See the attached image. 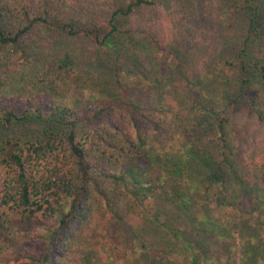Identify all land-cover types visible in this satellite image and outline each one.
Returning <instances> with one entry per match:
<instances>
[{
    "label": "rangeland",
    "instance_id": "374dc122",
    "mask_svg": "<svg viewBox=\"0 0 264 264\" xmlns=\"http://www.w3.org/2000/svg\"><path fill=\"white\" fill-rule=\"evenodd\" d=\"M25 1L33 17H46L56 26L47 28L38 23L24 34L19 45L0 44V99L6 106L14 105L19 114L36 104L42 105L43 112L41 116L29 112L26 121L6 129L0 126V136L8 135L22 144L37 138H62L69 127L64 118L53 114V108L68 107L81 114L80 139L91 140L89 136L99 130L106 138V145L100 144L102 149L111 142L119 144L120 139L119 135L108 136L105 124L111 125L113 131L115 124L118 132L137 135L130 127L126 109V105H133L141 109L142 117L137 121L142 136L150 143L145 153L150 151L155 161L162 160L160 165H168L170 158L173 162H188L190 150L188 157L179 150L183 134L189 136L190 148H197L219 163L216 128L209 133L213 123H218L217 114L207 112L225 108L224 117L230 118L225 123L230 141L229 160L234 161L236 174L231 178L227 167L226 177L216 186L206 189V184H202L190 191V177L197 183L201 172L199 160L191 163L197 167L194 175L186 172H190L187 164L183 174L172 173L174 182L169 183L163 174L165 170L155 167L150 172L143 168L140 177H150L149 187L158 193L153 213L159 222L146 219L148 213L141 207V198L132 197L122 182L110 179L105 187L118 199L116 209L124 218L120 227L93 194L89 197L86 219L69 221L68 229L67 225L60 226L62 215L51 217V210L40 212L35 228L28 230L21 210L0 208L6 221L0 229V264H123L121 258H127L129 264H148L147 251L142 249L135 254L133 230L143 238L142 242L165 251L164 256L169 257L167 252L173 248L179 262L264 264V79L252 82L249 95L256 100L255 107L249 97H241L237 105L228 106L229 98L218 101L214 93L218 87L226 95L241 94L240 56L248 26L247 12L243 11L245 0H148L155 4L136 8L128 16L115 17L119 33L111 48L85 35H70L59 26L68 23L76 29L105 30L113 12L127 7L132 0ZM17 13L3 21L6 32L17 33L24 26ZM259 43V50L253 46L248 50L252 59L262 57L264 38ZM134 44L138 45L135 48L139 54L132 50ZM206 72L210 75L208 80ZM109 104L115 106L112 120L107 116L111 124L87 123V116ZM197 119L206 128L201 132L192 131V123ZM87 146L91 143L87 142ZM94 156L103 155L95 148ZM13 177V171L2 160L1 189ZM244 182L246 186L241 189ZM241 190L246 191L245 196ZM61 202L65 205L64 200ZM192 205L194 211H190ZM55 207L59 205L55 203ZM192 213L198 218V231L190 228ZM170 219L177 221L170 223ZM163 224L167 226L163 228ZM47 231L56 232L55 239L49 235L47 238ZM171 235H177V243L172 242ZM185 238L191 248L182 243ZM25 253L34 258H26ZM165 261L179 264L177 260Z\"/></svg>",
    "mask_w": 264,
    "mask_h": 264
},
{
    "label": "trees",
    "instance_id": "16d2710c",
    "mask_svg": "<svg viewBox=\"0 0 264 264\" xmlns=\"http://www.w3.org/2000/svg\"><path fill=\"white\" fill-rule=\"evenodd\" d=\"M246 7H243V11L247 12L246 20L248 22L247 34L242 42V54H241V69H242V89L240 95H226L218 87L214 88L215 96L218 97V101L223 98H229L228 106L237 105L241 97H249L253 102V106H256V100L249 95L252 89V82L256 78L264 79V49H261L262 57L259 59H252L248 50L251 46L256 49L261 48L259 43L264 38V0H245ZM146 4H155V1L148 0H132L127 7L118 8L113 12L110 19L108 28L105 30L98 29H76L72 24L63 23L59 26L62 30L68 32L70 35H85L94 40L97 44L102 46L114 47L116 41H114L117 33H119V26L115 22V17L119 14L128 16L133 13L136 8H139ZM249 5V7L247 6ZM17 11V17L22 16L25 24L17 33H8L4 30L2 23L10 15H15ZM47 12V11H46ZM33 12L25 0H0V44H16L19 45L22 42V37L27 34L33 26L40 23L44 27L53 28L56 26L51 23L48 18L42 16L33 17ZM58 27V26H57ZM137 44L132 45V50L139 54L135 48ZM153 47V46H151ZM230 65V63L228 64ZM206 80L210 78L209 73H205ZM207 86H210V81L206 82ZM210 89H213L210 88ZM0 126L4 129L8 128L14 123H22L28 119L29 112L38 113V116L42 114V105L36 104L35 108H26L23 114L15 112L14 105H5V101L0 99ZM234 108V107H233ZM127 115L129 117L130 127L136 131V136H128L122 130L118 132L114 124V128L110 129V126L105 124L104 131L112 138L119 135L118 141L114 144L112 142L107 147L102 149L100 144L106 145V138L102 136L99 130L93 132L91 140L86 139L83 141L78 134V127L83 122L81 114L71 111L68 107H55L53 108L54 115L62 117L66 120V125L69 127L67 133L61 138H37L28 140L24 144L19 141H13L10 137L0 136V163L3 160L6 165L13 171L14 177L9 185L5 189L0 187V208H12L14 210H21L27 220V229L33 230L35 228V219H38L40 212H46L47 210L51 217L59 213L62 215L61 227L66 226L68 229L69 221H82L86 219V212L89 209L88 202L90 195H96L97 200L107 207L109 212L113 215L116 226L120 227L124 222L120 211L116 209L118 205V199L113 192L105 187V182L108 179L112 182H122L125 185V189L130 195L138 200L141 198V207L145 210L147 218L153 219L159 222V219L154 215L155 210L154 200L157 199V194L154 189H150V177L142 178L140 173L143 170H149L150 172L157 167L159 170H165L164 176L167 179V183L174 182L172 179L173 172H180L183 174V167L190 164V172L186 171L189 176L194 175L196 172V163L201 167L198 181L189 180V190L193 187H201L202 184H206V189L212 186H216L221 178L226 177L227 167L230 170L231 178L234 177L235 169L233 168L234 161L230 159L228 149L230 141L227 139L225 131V123L230 122L229 117H224L226 109L223 108L219 111L209 109L207 113L217 114L218 123H213V129L209 131L212 133L215 129L216 135V147L219 149L220 157L219 163L213 161L208 154H203L197 148L189 146L191 140L186 134L182 136V145L179 147L180 151L187 156L188 150L192 156L188 157V162L175 161L169 159L168 165L162 164V160L155 158L146 152L147 144L142 136L140 125L137 121L141 118V109L138 106L126 105ZM235 109V108H234ZM115 106L109 104L106 107L97 109L93 114L86 117L88 124L93 125L100 122L111 124L112 114H114ZM111 116L110 120L107 116ZM40 118V117H39ZM189 126V125H188ZM0 127V128H1ZM100 129V127H99ZM206 129L199 119L193 121L192 131L201 132ZM109 130V131H108ZM155 134V130H152ZM93 137L99 139L95 141ZM87 138V137H86ZM87 142L91 143V146H87ZM146 143V144H145ZM192 145V144H191ZM96 148L103 156H93V150ZM190 148V149H189ZM111 150V151H108ZM112 150H114L112 152ZM116 151V152H115ZM218 153V154H219ZM208 155V156H206ZM156 156V155H155ZM194 157V158H192ZM182 165V167H181ZM117 166L120 169L114 170L113 167ZM235 178V177H234ZM195 183V184H194ZM246 183L241 187L244 189ZM250 191V189H247ZM207 191V190H206ZM246 191L241 190L243 196ZM192 199V198H191ZM251 201V198H247ZM61 200L65 201V205ZM194 199H192L193 201ZM55 203L59 205V208L55 207ZM192 204V203H191ZM194 204V203H193ZM180 207V205L178 206ZM189 208V205L186 206ZM195 207V205H194ZM193 205L190 207V211H194ZM180 210V208H178ZM159 210V208H158ZM5 212V211H4ZM153 217H150V216ZM192 220L191 230L198 231V227L195 224V220L198 221L197 216H190ZM0 229L5 227L6 221L3 216L0 215ZM177 221L170 219V223ZM165 223L167 221L164 220ZM158 224V223H156ZM195 225V226H194ZM167 226L163 224V228ZM120 229V228H119ZM118 231V229H116ZM121 233V231H119ZM183 234L182 232H179ZM57 233L47 231L51 239H55ZM134 239L136 240L135 254H138L140 250L147 251L149 258L148 264H165V260L169 263L179 259H176L177 252L173 248H169L167 254L169 257L164 256L165 251L160 248L155 249L157 246H150L146 242H142L141 236L133 230ZM177 236V235H176ZM175 235H171L173 243H177ZM143 239V238H142ZM185 247L191 248L192 244L185 238L182 240ZM247 250V249H246ZM249 251V250H247ZM249 253V252H248ZM247 254V253H246ZM257 255V254H256ZM26 258L33 259L31 255H24ZM258 256V255H257ZM115 259V257H110ZM120 261L123 264H129L127 258H121ZM194 261V259H193ZM177 263V262H176ZM172 264V263H171ZM179 264H187L185 261L179 262Z\"/></svg>",
    "mask_w": 264,
    "mask_h": 264
}]
</instances>
